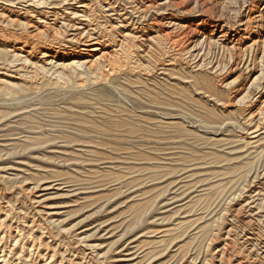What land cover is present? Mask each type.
<instances>
[{
    "label": "rangeland",
    "instance_id": "rangeland-1",
    "mask_svg": "<svg viewBox=\"0 0 264 264\" xmlns=\"http://www.w3.org/2000/svg\"><path fill=\"white\" fill-rule=\"evenodd\" d=\"M0 51V264H264V0H0Z\"/></svg>",
    "mask_w": 264,
    "mask_h": 264
},
{
    "label": "bare ground",
    "instance_id": "bare-ground-1",
    "mask_svg": "<svg viewBox=\"0 0 264 264\" xmlns=\"http://www.w3.org/2000/svg\"><path fill=\"white\" fill-rule=\"evenodd\" d=\"M172 1V0H171ZM5 7V6H4ZM87 7V6H86ZM110 7V6H109ZM145 9H146V7H145ZM106 10H108V9H106ZM108 11H110V9L108 10ZM114 14V13H113ZM3 15V14H2ZM7 20V19H6ZM122 20V19H121ZM119 21V20H118ZM117 21V22H118ZM8 22V21H7ZM10 22V21H9ZM125 22V21H124ZM5 23V22H4ZM127 23V22H126ZM120 25V24H119ZM121 25H123V24H121ZM120 25V26H121ZM33 26V25H32ZM38 26V25H37ZM39 26H41V25H39ZM118 26V25H117ZM72 27V26H71ZM36 28V27H35ZM38 28V27H37ZM36 28V29H37ZM76 28V27H75ZM74 28V29H75ZM117 28V27H116ZM188 28V27H187ZM31 29V28H30ZM39 29V28H38ZM47 29V28H46ZM45 29V30H46ZM50 29V28H49ZM78 29V28H77ZM129 29V28H128ZM191 29V28H190ZM190 29H189V31H190ZM34 30V29H33ZM32 31V30H31ZM38 31V30H37ZM40 31V30H39ZM38 31V32H39ZM84 31V30H83ZM120 31V30H119ZM44 32V31H43ZM46 32H47V30H46ZM125 32H126V29L125 28H122V35H120L121 36V39H122V41H125V40H128L129 39V36L130 35H132V34H125ZM139 32V31H138ZM191 32V31H190ZM48 33V32H47ZM46 33V34H47ZM85 33V32H84ZM88 33H90V32H88ZM187 33V32H186ZM193 33H194V31H193ZM38 34V33H37ZM40 34H41V32L39 33V35L38 36H40ZM53 34V33H52ZM75 34V33H74ZM78 34V33H77ZM92 34V33H91ZM137 34V33H136ZM139 34V33H138ZM30 35V34H29ZM83 35V34H82ZM81 35V36H82ZM129 35V36H128ZM35 36V35H34ZM42 36V35H41ZM53 36V35H52ZM84 36V35H83ZM86 36V35H85ZM137 36H139V35H137ZM36 37V40H37V36H35ZM89 37V36H88ZM92 37V36H91ZM133 37H134V35H133ZM74 38V37H73ZM78 38V37H77ZM120 38V37H119ZM40 39V38H39ZM79 40H81V43L82 42H85V43H87V45H88V47H90V52L92 53V54H96V56L99 54V53H101L100 55H99V62L100 61H103V63L105 62V61H113V60H115V57H116V52H115V50L114 49H110V48H106V49H100V45L99 44H97V42H93L92 40L90 41L89 40V38H86V37H80V39ZM98 40V39H97ZM39 41V40H38ZM99 41V40H98ZM80 42V41H79ZM134 42V41H133ZM123 43V42H122ZM131 43V42H130ZM84 44V43H83ZM86 45V46H87ZM117 45V44H116ZM122 45V44H121ZM118 48V47H117ZM89 50V49H88ZM6 51V50H5ZM0 53H2L1 51H0ZM89 53V52H88ZM3 55V54H2ZM1 55V56H2ZM16 55V54H15ZM18 56V55H17ZM95 56V55H94ZM5 57H6V55H5ZM7 57H9V56H7ZM15 57V56H14ZM118 57V56H117ZM13 58V57H12ZM22 58V57H21ZM89 58V57H88ZM95 58H97V57H95ZM25 59V58H24ZM23 59V60H24ZM0 60H1V58H0ZM9 60H10V58H9ZM22 60V61H23ZM27 60V59H26ZM93 60V59H92ZM96 60V59H95ZM1 61H3V60H1ZM15 61V60H14ZM89 61V63H90V65H91V63H92V61L89 59L88 60ZM91 61V62H90ZM97 61V60H96ZM11 62V61H10ZM20 62V61H19ZM26 62V61H25ZM76 62V61H75ZM74 62V63H75ZM83 62H85V61H83ZM98 62V61H97ZM1 63V62H0ZM73 63V64H74ZM77 63V62H76ZM81 63V62H80ZM80 63H78V64H80ZM87 63V62H86ZM88 63V64H89ZM108 63V62H107ZM114 63V62H113ZM24 64V63H23ZM22 64V65H23ZM69 64V63H68ZM71 64V63H70ZM77 64V65H78ZM85 64V63H84ZM95 64V63H94ZM97 64V63H96ZM100 64V63H99ZM112 64V63H111ZM34 65V64H33ZM64 66L66 65V64H63ZM82 65V64H81ZM43 66V65H42ZM68 66H70V65H68ZM109 66V65H108ZM112 66L114 67V64H112ZM35 67V66H34ZM62 67V66H61ZM66 67V66H65ZM85 67V66H84ZM90 67H93L94 68V65H91ZM111 67V66H110ZM112 67V68H113ZM22 68V67H21ZM23 68H24V66H23ZM26 68V67H25ZM32 69V68H31ZM115 69V68H114ZM113 69V70H114ZM28 70V69H27ZM30 70V69H29ZM90 70V69H89ZM112 72V71H111ZM3 81V80H2ZM7 82V81H6ZM0 83H2V82H0ZM9 83H11V82H9ZM5 84H7V83H5ZM10 85V84H9ZM12 85H14V83H12ZM231 230V229H230ZM233 231V230H232ZM247 237V236H246ZM244 239V238H243ZM246 239V238H245ZM252 240V239H251ZM227 242V241H226ZM246 242V241H245ZM233 243V245H234V242H232ZM252 243V242H251ZM226 244V243H225ZM224 244V245H225ZM249 244V243H248ZM229 245V244H228ZM223 247H225V246H223ZM236 247V246H235ZM255 247V246H254ZM223 249H225V248H223ZM235 249V248H234ZM233 249V250H234ZM241 249V248H240ZM239 249V250H240ZM228 250H229V248H228ZM256 250V249H255ZM262 250V249H261ZM263 251V250H262ZM234 252H235V250H234ZM220 253V252H219ZM222 253V252H221ZM229 253V252H228ZM252 253V252H251ZM259 253V252H258ZM232 254V253H231ZM235 254V253H234ZM238 254H239V252H238ZM238 254H235V255H238ZM240 254H242L241 252H240ZM239 254V255H240ZM248 254V253H247ZM257 254V253H256ZM260 254V253H259ZM258 254V255H259ZM244 255V254H243ZM262 255V254H261ZM217 257V256H216ZM233 257V256H232ZM239 257H241V256H239ZM251 257V256H250ZM259 257H261V256H259ZM264 257V256H263ZM236 258V257H235ZM247 258V257H246ZM217 259V258H216ZM226 259H228V256H227V258ZM225 259V260H226ZM229 259H231V258H229ZM248 259L249 258H247V261H248ZM257 258H255V260H256ZM262 259V258H261ZM252 260H254V259H252ZM218 261H219V259H218ZM227 261V260H226ZM238 261V260H237ZM251 261V260H250ZM263 261V260H262ZM240 262V261H239ZM218 263V262H217ZM226 263H228V261L226 262ZM241 263H242V261H241ZM240 263V264H241ZM224 264V263H223ZM230 264V263H229ZM232 264V263H231ZM234 264V263H233ZM239 264V263H238Z\"/></svg>",
    "mask_w": 264,
    "mask_h": 264
}]
</instances>
